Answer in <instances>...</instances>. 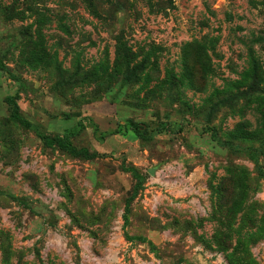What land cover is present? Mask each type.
Returning <instances> with one entry per match:
<instances>
[{
    "label": "rangeland",
    "instance_id": "rangeland-1",
    "mask_svg": "<svg viewBox=\"0 0 264 264\" xmlns=\"http://www.w3.org/2000/svg\"><path fill=\"white\" fill-rule=\"evenodd\" d=\"M0 264H264V0H0Z\"/></svg>",
    "mask_w": 264,
    "mask_h": 264
},
{
    "label": "trees",
    "instance_id": "trees-1",
    "mask_svg": "<svg viewBox=\"0 0 264 264\" xmlns=\"http://www.w3.org/2000/svg\"><path fill=\"white\" fill-rule=\"evenodd\" d=\"M204 67H205V66H203V70H204ZM228 89H230V91H232V92H233L234 90H235V91H238V88L235 87V83H234V82H229V84H228ZM243 124H247V125H249V122H248V121H245ZM238 126L240 127V125H238ZM245 127H246V125H245ZM237 128H238V127H237ZM242 131H244V130H242V129L240 130V129H239V131H237V132H238V133H243ZM246 135H247V137H251V136H250L251 134H248L247 132H246Z\"/></svg>",
    "mask_w": 264,
    "mask_h": 264
},
{
    "label": "water",
    "instance_id": "water-1",
    "mask_svg": "<svg viewBox=\"0 0 264 264\" xmlns=\"http://www.w3.org/2000/svg\"><path fill=\"white\" fill-rule=\"evenodd\" d=\"M154 172H155V171L152 170V171H149L148 174H149L150 176H152V175L154 174Z\"/></svg>",
    "mask_w": 264,
    "mask_h": 264
}]
</instances>
